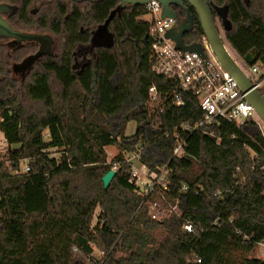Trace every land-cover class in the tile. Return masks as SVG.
Here are the masks:
<instances>
[{"label":"trees","instance_id":"1","mask_svg":"<svg viewBox=\"0 0 264 264\" xmlns=\"http://www.w3.org/2000/svg\"><path fill=\"white\" fill-rule=\"evenodd\" d=\"M217 2L227 9L225 42L242 57L257 50L254 65L264 69V0ZM119 3L92 5L91 23L105 24L109 35L91 60H75L76 44L90 39L76 9L63 58L44 60L25 82L0 81L8 145L0 155V264H96L94 247L105 253L100 264H264L253 255L264 244L260 126L223 119L192 132L185 154L173 158L176 128L202 120L203 111L188 93L184 106H151V85L169 93L175 87L153 70L147 6L128 4L108 20ZM5 69L0 64V74ZM129 122L137 123L135 133H126ZM139 144L151 169L172 168L168 196L178 198L183 219L159 220L141 206L123 161ZM111 145L119 153L108 160ZM114 166L106 188L102 178ZM186 218L194 232L183 231Z\"/></svg>","mask_w":264,"mask_h":264},{"label":"built area","instance_id":"2","mask_svg":"<svg viewBox=\"0 0 264 264\" xmlns=\"http://www.w3.org/2000/svg\"><path fill=\"white\" fill-rule=\"evenodd\" d=\"M146 6L151 25L149 37L154 54L153 70L172 82L175 87L172 93H169L167 90H160L156 85H151L149 88L151 106H157L160 112L184 106L186 104L184 93H188L197 97L204 114L203 119L195 124L183 123L176 128L174 132L176 145L172 157H181L185 154V146L192 132L202 130L223 119L238 127L247 121H255L260 126V117L254 106L247 101L236 79L217 60L206 38H203L202 45L207 58L198 52L177 49L175 42L166 37L168 30L174 27V18L162 16V5L157 0H152ZM251 69L254 75L261 74L262 67L258 64ZM257 84L261 86L260 83ZM261 130L264 135V130L262 128ZM142 152L143 145L139 144L134 151L124 152L123 159L131 167L129 182L141 197V206L144 205L147 213L159 220L169 217L183 219L178 198L174 200L168 196L173 174L169 163L151 169L142 160ZM116 166L112 169L115 170ZM28 169L26 167V170ZM237 171L240 172L239 169ZM181 191L188 192V186L182 185ZM195 193L198 194L199 190ZM215 194L222 196L223 191L217 190ZM182 229L184 232H194L196 226L193 221L186 218L183 220ZM93 251L91 256L94 262L100 264L105 253L98 250L100 256H95ZM263 257L264 251L261 258Z\"/></svg>","mask_w":264,"mask_h":264},{"label":"flooded vegetation","instance_id":"3","mask_svg":"<svg viewBox=\"0 0 264 264\" xmlns=\"http://www.w3.org/2000/svg\"><path fill=\"white\" fill-rule=\"evenodd\" d=\"M97 1L99 0H0V16L14 31L41 36V40H30L0 34V49L5 48L6 61H15L11 67H7L0 51V64L6 68L3 70L4 74H0V81L25 82L44 60L63 58L69 39L66 23L76 9H81L80 11L83 12L84 20L79 22L81 32H89L90 39L76 44L75 60H91L88 56L93 49L105 44L109 35L105 24L91 23L92 5ZM205 1L212 11L220 33L223 30L225 37L227 9L217 0ZM171 8L176 15L173 17L174 26L188 19L187 30L183 36L185 42L202 43L205 36L196 9L187 0L173 3ZM62 10H65L64 21L60 24ZM200 29L202 31H199ZM10 57L11 59H7Z\"/></svg>","mask_w":264,"mask_h":264},{"label":"water","instance_id":"4","mask_svg":"<svg viewBox=\"0 0 264 264\" xmlns=\"http://www.w3.org/2000/svg\"><path fill=\"white\" fill-rule=\"evenodd\" d=\"M119 5L111 12L108 20H110L116 13H119L125 8L128 4L134 5H147L152 0H119ZM162 5V16L165 17H176L175 12L171 8L173 3H181V0H157ZM188 3L194 7L199 14L201 26L204 32V36L209 43V46L214 53L217 60L227 70L238 82L241 91L246 95L247 101L252 104L258 114V116L264 122V94L259 89V86L254 82L250 76L244 71L240 66L238 61L234 58L231 51L227 47L225 39L222 37L218 26L215 22L212 11L205 0H187ZM191 17V16H190ZM188 19L174 26L166 33V37L175 42L176 48L184 52H198L204 58H207L204 47L200 42L186 43L183 36L187 30ZM0 34L6 36H15L19 39H35L41 40L40 35H30L25 33H19L14 31L11 26L3 20L0 16ZM244 60L250 65L253 66L258 61L257 50H252L247 53L244 57ZM116 171L110 169L102 178L104 186L107 188L111 181L113 180Z\"/></svg>","mask_w":264,"mask_h":264},{"label":"rangeland","instance_id":"5","mask_svg":"<svg viewBox=\"0 0 264 264\" xmlns=\"http://www.w3.org/2000/svg\"><path fill=\"white\" fill-rule=\"evenodd\" d=\"M144 18H145L146 20H149V15L146 14V15L144 16ZM221 34H222V37H224V31H223V30H221ZM224 39H225V37H224ZM227 47H228V49L231 51V53H232V55L234 56V58L238 61V63L240 64V66H241V67L244 69V71L248 74V76H253L254 82H256V83H260V84H261V86L259 87V89H260V88L263 89V87H264V78L260 79V77H261V75L263 74L264 69L262 68V71H261V74H260V75H254V74L252 73L251 66H250V65L244 60V58H243L242 56H240V55H239V54L233 49V47H232L231 45H229L228 43H227ZM0 51H1V56L3 57V58H2V59H3V62L6 64L7 67H8V66L11 67L12 64H14L15 61H14V60H7V61H6V55H5V53H7V52H6L5 48H4V49H0ZM4 51H5V52H4ZM4 59H5V60H4ZM7 59H11V57H10V58H7ZM18 82H19V81H18ZM19 83H20V82H19ZM259 123H260L261 128L264 130V122H263V120L260 119V118H259ZM136 129H137V123H136V122H129V124L127 125V128H126V133H127V134L135 133V132H136ZM46 137H47V135H46ZM7 148H8V145H7L6 139H5V137H4L3 133H2V131H0V155L3 154V153H5V151L7 150ZM106 152H107L108 160H112V159L115 158V157L118 155V153H119L117 147L114 146V145L108 146V147L106 148ZM55 155L58 156V154H55ZM22 167H23L24 169L26 168L24 162H22ZM99 212H100V209H97V210H96V213H95V216H94L93 224H95V221H96V215H98ZM263 251H264V246H260V245H259V246L255 249L253 255H255V256L261 258V257L263 256ZM93 253L95 254V256H100V254H99V252H98V250H97L96 248H94Z\"/></svg>","mask_w":264,"mask_h":264}]
</instances>
